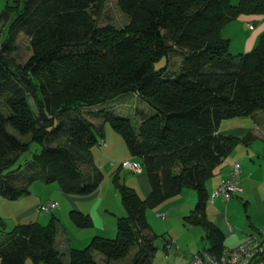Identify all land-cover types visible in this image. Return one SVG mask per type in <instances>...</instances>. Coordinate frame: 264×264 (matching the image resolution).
<instances>
[{
	"label": "trees",
	"instance_id": "trees-1",
	"mask_svg": "<svg viewBox=\"0 0 264 264\" xmlns=\"http://www.w3.org/2000/svg\"><path fill=\"white\" fill-rule=\"evenodd\" d=\"M106 1L9 0L1 11L0 106L7 111L0 107V195L15 201L37 180L56 183L69 195L92 194L103 179L92 155L103 133L82 109L125 94H135L152 110L137 128L105 108L97 114L140 160L150 193L141 198L127 186L119 166L112 183L125 214L116 219L115 237L94 236L83 249L69 248L66 261L55 248L54 216L46 225L18 223L11 231L0 217V264H99L93 251L109 262L132 248L130 264L148 263L156 235L146 210L184 189L197 195L185 223L203 228L207 252H223V235L205 211V184L239 143L255 138L218 129L225 119L264 112V32L251 50L231 54L221 30L240 15L263 14L264 0H115L128 17L121 28L98 25ZM20 35L31 49L22 65L10 55ZM172 52L181 58L176 71L169 70ZM32 143L40 150L14 167ZM18 178L22 183L16 185ZM69 217L78 227L92 223L76 211ZM250 264H264V251Z\"/></svg>",
	"mask_w": 264,
	"mask_h": 264
},
{
	"label": "rangeland",
	"instance_id": "rangeland-1",
	"mask_svg": "<svg viewBox=\"0 0 264 264\" xmlns=\"http://www.w3.org/2000/svg\"><path fill=\"white\" fill-rule=\"evenodd\" d=\"M9 0H0V13L6 5V2ZM237 0H230L232 4H236ZM264 14V13H263ZM13 15V14H11ZM128 22V17L120 11L117 7L115 0H107L104 4L103 11L101 15L98 17V25L102 26L107 23H111L116 28L123 27ZM0 22V30H1ZM11 57L13 58L16 64L22 65L26 62V60L31 55V49L28 44V39L22 35L19 36L16 41L15 49L11 52ZM165 63V59L160 60L155 64L156 68L161 67ZM181 63V58L175 52H172L168 58V65L170 71H176L179 69ZM33 112L37 113V108L32 99H28ZM1 109L6 112V108L4 106H0ZM101 108H105L106 110L112 111L115 115L128 117L135 128L152 114V110L147 106V104L138 98L135 94H125L117 97L114 100L109 101L105 105H100L97 107H92L88 109H82V113L84 117L88 120L92 121L95 125L101 124V132L103 133V140L105 143L97 144L92 148L93 162L94 164L101 170L103 175L106 176V181L108 180V186L111 188L114 187L112 183V176L107 177L109 171L114 168L116 165L120 164L123 159L127 158L128 160H136L135 157L131 156L127 150L124 140L122 137L116 133L108 122H104L102 115L97 114L98 110ZM69 116H72V113L64 114L61 116V119H67ZM257 119V120H256ZM258 122V123H257ZM258 124L260 128L258 127ZM237 129H243L242 134L239 136H243L248 132H251L257 136L251 140L248 147L244 144L239 143L233 152L229 154L227 157H232L234 154L241 153L239 151L240 148L244 149L247 156L244 155L247 159V163L251 164L255 163L258 167H260L256 171V178L262 179L264 178V112H258L256 116L253 118L252 116H244V117H236L232 119L223 120L219 129L224 133H235ZM8 130L11 133H15L11 128L8 127ZM237 135V134H236ZM20 140L27 141L29 139L28 136H18ZM100 137H98L99 139ZM247 149V150H246ZM40 150V145L37 143H32L29 149L23 153L18 161V164L14 167L23 165V163L30 159L32 153L38 152ZM256 151L259 152V158H257ZM249 153V155H248ZM125 156V157H123ZM123 157V158H122ZM226 157V158H227ZM227 158V159H228ZM140 162V160H139ZM137 173H132L131 171L121 168L120 169V178L123 181V176L127 175L129 177L136 176ZM138 174H144L143 171H140ZM214 175V174H213ZM212 175V176H213ZM103 176V177H105ZM211 176V177H212ZM113 185H111L110 183ZM103 181V179H102ZM101 181V182H102ZM208 181V180H207ZM22 181L18 178L15 180L14 184L19 185ZM100 185V184H99ZM57 188L58 192L62 194V191L58 187L56 183H43L39 180L33 182L29 189L34 194V197L37 198H46L49 193L52 192V188ZM115 188V187H114ZM116 190V189H115ZM119 194V193H118ZM238 194V198L236 195ZM33 197V198H34ZM244 196L241 195L240 192H236L231 199L233 206L230 209V220L232 217V221L237 225H247L253 220L256 221V217L254 218V212H256L255 202L251 201L250 205L244 206L245 202ZM120 200V196H119ZM237 200V202H234ZM29 201L28 204L32 203V198L24 199V201H4L3 197L0 195V217L5 224V231H11L15 226L14 216L19 214V209L25 204L22 202ZM197 201V195L195 190L193 189H184L181 193L175 197H172L164 202H167L163 209L159 208V205L148 208L146 210V218L148 223L151 225L154 233L156 234L155 239L153 240V245L155 247V251L153 252V256L151 258V262L145 264H183L184 259L187 257L190 248V241L196 239L197 234H194L191 225L185 223L183 217L188 215L190 210L193 209L195 203ZM5 202V203H3ZM222 208H226V203L222 204ZM67 204L63 200L62 208L59 210L58 208L54 209L49 213H41L38 210L36 211L34 219H37L42 225H46L52 216L59 214V225H58V234L56 239V249L59 251L61 257L66 261L67 260V251L69 246L67 245V239H65V243L62 240L63 232H67L68 236L72 238L75 242L77 241V237L74 232H82V229L75 227L68 218L67 214ZM161 209V210H160ZM170 211L172 215H169ZM166 212V219L161 220L158 213ZM7 213V214H6ZM2 215V216H1ZM120 215V214H119ZM70 228L75 230L74 232H70ZM198 230H202L200 227H196ZM152 231V232H153ZM170 235L172 236V242L174 243L172 249L169 253L162 247V240L164 238L169 239ZM164 236V238H163ZM114 237V236H113ZM106 237V238H113ZM174 237V238H173ZM201 240L199 239V244ZM75 245V246H73ZM87 244H72L70 248L75 249H83ZM135 248H132L123 258L118 260H111L106 262L103 256L93 251V256L95 260L99 264H130ZM25 264H32L30 260H27ZM41 264V263H39Z\"/></svg>",
	"mask_w": 264,
	"mask_h": 264
},
{
	"label": "crops",
	"instance_id": "crops-1",
	"mask_svg": "<svg viewBox=\"0 0 264 264\" xmlns=\"http://www.w3.org/2000/svg\"><path fill=\"white\" fill-rule=\"evenodd\" d=\"M263 32H264V14L240 15L236 19L228 22L222 27L221 35L223 38H226L229 41V46H228L229 52L231 54H238V53L247 52L251 50L254 46H256L258 42V38ZM255 116L256 115H254L253 118ZM258 127L260 128L259 124H258ZM218 132L220 134L234 135V133H224V132H221L220 130ZM242 132H243V129H237L235 131L237 135L235 134V136H239L240 134H242ZM253 135L255 138H257L255 134ZM243 136H239V137H243ZM251 140L248 142L249 144ZM248 145H245V146L248 147ZM239 151L241 153L236 152L237 154H234L232 157H229V158L227 157L228 159L225 158L220 163V165L214 170V175L208 181H206V184H205L208 195H209L207 203H206L205 211H206L208 219L214 223L215 227L223 235V251L231 250L237 247L238 245L243 243L250 235H256L261 230H264V178L262 179L256 178L257 176L256 171L260 167H258L255 163L253 164H251L250 162L247 163V159L244 156V155L247 156L246 154L247 151L245 152L244 149L242 148H240ZM256 155H257V158H259V152L256 151ZM135 159L136 160H132V161L139 162L138 158H135ZM125 160H128V159L124 158L123 161ZM235 161L239 162L240 164V175H239V182H238L240 190L238 192H240L241 195L244 196V198H246L244 202V206L246 208V205H250L251 201H254L255 206H256V212H254V218L256 217L257 220L256 221L252 220L248 224V226L235 224L232 221V217L230 220L229 211L230 209H232L231 206H233L232 201H231L233 196L227 201L224 200L220 196L214 199L210 198L211 191L214 190L222 180L226 179L229 176L232 163ZM121 163L116 165L114 168H112L109 171L107 177H111L113 173L118 169L119 166L121 169L122 168ZM120 169H119V173H120ZM140 171L144 172L142 166H141ZM140 171L138 172L131 171L132 173H137L136 176H133V177L124 175L123 182L127 186L133 188L141 198H146L148 194L150 193L151 189H150L148 178L145 172L144 174H138ZM108 183H109L108 180L106 181V176L103 177V181L100 183L98 188L92 194L88 196L69 195L63 192L62 194H60L57 188L53 187L52 192L49 193L46 198L42 197V198L36 199L34 197V194L30 191V193L27 196H24V197H21L15 200V201L19 200L20 202V201H24V199L32 198V203L30 204H28L29 201L22 202L23 204L24 203L25 204L19 209L18 211L19 214L17 216H14V218H16V220L14 221L15 225L18 223H28V222H34V221L40 223L37 219H34L36 218L35 214L37 211V206L40 203H43L48 200H54L58 203L57 208L60 210L62 208V204L64 200L67 204V208H68L67 214H68V218L70 221H71L69 217L70 211H76V212L88 215L92 222L91 225L88 227H78L71 221V223L75 227L82 229L83 231L74 232L75 230L70 228L71 230L70 232H74V234L77 237V241L75 242L72 240L71 237L68 236L67 232L65 233L63 232L62 240L64 243H65V239H67V242L69 241L67 244L69 248L70 246H72V244H82V243L88 244L90 239L94 236H100L104 238L113 237V236L115 237L116 219L117 217L124 216L125 211L123 209L121 201L119 200V194L117 190H115V188L113 187L111 180H110V183L113 188H111V186H108ZM236 197L238 198V194L236 195ZM3 199L4 201H9L6 198H3ZM224 202L226 203V208H222V204ZM234 202H237V200H234ZM166 203L167 202H162L161 204H159V208L163 209ZM166 212H168L169 215H172L170 211L167 210ZM166 212L158 213L159 215L160 214L165 215L164 218H161L159 216L161 220L166 219ZM58 216L59 214L55 215L54 217L58 219L59 221ZM192 227H195V228H192V230H189V231H193L194 234H197V237L196 239L190 241L189 243L190 248L188 251L189 253L187 254V257L184 259L183 264H185L191 258L193 254L201 250H205L208 247V243L204 240V237H203L204 236L203 228H201L200 226H192ZM196 227H200L202 230H198V228ZM151 230L153 231L152 227H151ZM57 231H58V228H57ZM57 234L58 232L56 233V235ZM56 239H57V236L55 237V245H56ZM199 239L201 240L200 244H199ZM165 240H168L171 242V249H172V246L174 244L172 242V236L170 235L169 239L164 238L162 240V247H163V241Z\"/></svg>",
	"mask_w": 264,
	"mask_h": 264
},
{
	"label": "built area",
	"instance_id": "built-area-1",
	"mask_svg": "<svg viewBox=\"0 0 264 264\" xmlns=\"http://www.w3.org/2000/svg\"><path fill=\"white\" fill-rule=\"evenodd\" d=\"M104 143V140H100V144ZM121 167L138 172L141 170V164L136 161L125 160L121 163ZM239 175L240 164L235 161L232 163V167L229 176L222 180L219 185L211 191L210 198L214 199L218 196L224 200H229L239 189ZM58 203L54 200H48L40 203L37 206V210L41 213H49L56 209ZM164 218V214L159 215ZM163 249L166 252L171 250V242L168 240L163 241ZM264 251V230H261L256 235H250L243 243L231 250H224L219 257L211 255L206 250L196 252L185 264H250L251 261Z\"/></svg>",
	"mask_w": 264,
	"mask_h": 264
}]
</instances>
